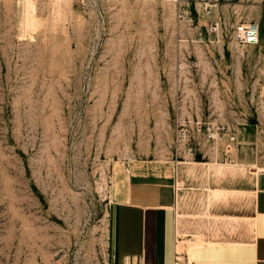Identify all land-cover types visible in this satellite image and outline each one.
I'll use <instances>...</instances> for the list:
<instances>
[{
    "label": "rangeland",
    "instance_id": "rangeland-1",
    "mask_svg": "<svg viewBox=\"0 0 264 264\" xmlns=\"http://www.w3.org/2000/svg\"><path fill=\"white\" fill-rule=\"evenodd\" d=\"M23 1L0 0V264H107L114 161L264 171V0Z\"/></svg>",
    "mask_w": 264,
    "mask_h": 264
},
{
    "label": "crops",
    "instance_id": "crops-1",
    "mask_svg": "<svg viewBox=\"0 0 264 264\" xmlns=\"http://www.w3.org/2000/svg\"><path fill=\"white\" fill-rule=\"evenodd\" d=\"M222 160L131 173L108 204L107 264H264V171Z\"/></svg>",
    "mask_w": 264,
    "mask_h": 264
},
{
    "label": "bare ground",
    "instance_id": "bare-ground-1",
    "mask_svg": "<svg viewBox=\"0 0 264 264\" xmlns=\"http://www.w3.org/2000/svg\"><path fill=\"white\" fill-rule=\"evenodd\" d=\"M23 7H24L23 8L24 9V22H28L34 17L33 16V13L35 10L34 1L33 0H24L23 1ZM239 165H242V164H239ZM243 166H245V165H243ZM245 167L247 168L248 172L255 174V175H257L258 173H260L263 170L262 168H260L256 165H253V164L250 166H245ZM131 173H132L131 170L124 168L120 162H118V161L113 162L112 172H111V176H110V178H111L110 201L120 202V201L124 200L126 192H127L128 184H129V176ZM127 213H125V214H127ZM129 218H131V217H129ZM133 228H131V229H133ZM124 233H125V231H124ZM133 240H135V239H133Z\"/></svg>",
    "mask_w": 264,
    "mask_h": 264
},
{
    "label": "built area",
    "instance_id": "built-area-1",
    "mask_svg": "<svg viewBox=\"0 0 264 264\" xmlns=\"http://www.w3.org/2000/svg\"><path fill=\"white\" fill-rule=\"evenodd\" d=\"M182 19H185V16H180ZM235 40L238 44L242 46H255L259 43V25L255 23L251 24H241L235 28L234 31ZM198 129L201 128L200 123H196ZM176 136L178 137L180 142L187 141V129L184 126H180V128H176ZM205 137L207 140H214L215 136L222 131L220 128H214L213 126L207 125L204 129ZM234 138H231L233 140ZM191 148L187 150V152L191 154Z\"/></svg>",
    "mask_w": 264,
    "mask_h": 264
}]
</instances>
